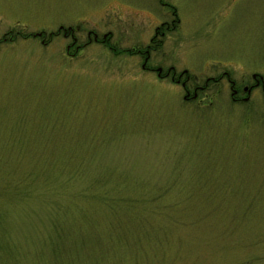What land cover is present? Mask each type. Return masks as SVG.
I'll use <instances>...</instances> for the list:
<instances>
[{"label": "rangeland", "instance_id": "374dc122", "mask_svg": "<svg viewBox=\"0 0 264 264\" xmlns=\"http://www.w3.org/2000/svg\"><path fill=\"white\" fill-rule=\"evenodd\" d=\"M165 22L147 68L198 100L143 69ZM92 29L134 55H68ZM252 73L264 0H0V264H264V104L219 79Z\"/></svg>", "mask_w": 264, "mask_h": 264}, {"label": "flooded vegetation", "instance_id": "af4514ba", "mask_svg": "<svg viewBox=\"0 0 264 264\" xmlns=\"http://www.w3.org/2000/svg\"><path fill=\"white\" fill-rule=\"evenodd\" d=\"M173 22L175 23L174 20ZM174 28H171L168 25V22L161 24L156 29V33L151 39V43L148 46V48L144 51L143 50L138 51V53L141 54V57L143 59V69L149 70L151 72H156L157 76L163 80L167 79L168 77H171V82L182 86V89L185 94L184 100L186 101L198 100L199 94L206 93V91L211 88L208 83L211 79H214V77L207 79L204 85H199L194 82L193 84H190L192 77L189 75L187 76V71L184 73L181 72L180 74L177 75L174 67L167 68L166 73H164L163 71L164 69L160 66L147 68V64L151 59V50L159 51L161 47L164 45V38L167 36V33H170L172 30H174ZM157 30L159 31L157 32ZM59 34L60 33H58L57 35ZM70 41L71 44L68 46L66 51L68 55L71 54L72 47H75L76 51H79L80 48L90 47L93 45H99L101 47H105L108 49V51H113L117 55H120L124 52H128L129 54L134 55L132 50L130 51L123 50L121 52L115 49L112 44L111 32L100 36L96 30L92 29L87 31L85 35L82 33V36L73 35V38ZM225 78H227L228 90H229V97L226 103L236 107H244V108L247 107L246 109L249 112L255 109L254 108V105L256 104L255 100L258 97L261 99L260 102L264 104V77L262 75L257 73H252L249 75L248 80H244L240 83L233 80L230 75H227V77H219V79L221 80ZM221 80H216L214 82H219Z\"/></svg>", "mask_w": 264, "mask_h": 264}, {"label": "trees", "instance_id": "16d2710c", "mask_svg": "<svg viewBox=\"0 0 264 264\" xmlns=\"http://www.w3.org/2000/svg\"><path fill=\"white\" fill-rule=\"evenodd\" d=\"M174 14H176L177 15V13H176V9L174 8ZM177 27L178 26H176L174 29L176 30L177 29ZM160 30V29H159ZM159 30H157V32L159 31Z\"/></svg>", "mask_w": 264, "mask_h": 264}]
</instances>
